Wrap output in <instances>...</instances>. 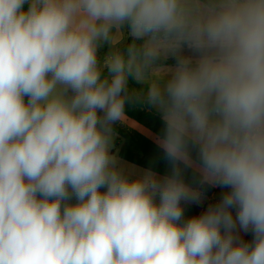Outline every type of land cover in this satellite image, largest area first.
<instances>
[{"label": "clouds", "instance_id": "obj_1", "mask_svg": "<svg viewBox=\"0 0 264 264\" xmlns=\"http://www.w3.org/2000/svg\"><path fill=\"white\" fill-rule=\"evenodd\" d=\"M0 264H264V0H0Z\"/></svg>", "mask_w": 264, "mask_h": 264}, {"label": "crops", "instance_id": "obj_2", "mask_svg": "<svg viewBox=\"0 0 264 264\" xmlns=\"http://www.w3.org/2000/svg\"><path fill=\"white\" fill-rule=\"evenodd\" d=\"M105 47L103 52H106ZM168 64L174 63L169 59ZM130 87L140 88L133 81H130ZM128 119L123 124L114 125V130L120 134V137L115 141V148L118 157L125 163L126 167L131 171H139L148 169L164 174L167 171L166 163L161 158V152L154 141V136L159 134L162 128V121L156 111L150 110L147 106L128 105L126 107ZM125 153V156L122 155ZM129 157L137 160V163L131 161ZM191 178V173L188 174ZM224 189L219 188L215 195L221 196ZM204 201L201 205H187L185 207L186 217L199 215L203 212L208 204H211L212 187L205 186L203 189ZM244 239L250 240L251 234H243Z\"/></svg>", "mask_w": 264, "mask_h": 264}, {"label": "built area", "instance_id": "obj_3", "mask_svg": "<svg viewBox=\"0 0 264 264\" xmlns=\"http://www.w3.org/2000/svg\"><path fill=\"white\" fill-rule=\"evenodd\" d=\"M218 190H219V187H215V188L212 187V194H211V200H210L211 203H215L220 199V197L215 195Z\"/></svg>", "mask_w": 264, "mask_h": 264}, {"label": "trees", "instance_id": "obj_4", "mask_svg": "<svg viewBox=\"0 0 264 264\" xmlns=\"http://www.w3.org/2000/svg\"><path fill=\"white\" fill-rule=\"evenodd\" d=\"M26 7H27V5H25V8H26ZM122 155H123V156H125V153H124V154L122 153ZM129 158H130V159H131V161H132V162H134V163H137V162H138L137 160H135V159H134V158H132V157H129Z\"/></svg>", "mask_w": 264, "mask_h": 264}, {"label": "rangeland", "instance_id": "obj_5", "mask_svg": "<svg viewBox=\"0 0 264 264\" xmlns=\"http://www.w3.org/2000/svg\"><path fill=\"white\" fill-rule=\"evenodd\" d=\"M115 131V130H114ZM116 132V138H115V140H114V148H115V141L117 140V138H119L120 137V134L117 132V131H115Z\"/></svg>", "mask_w": 264, "mask_h": 264}]
</instances>
